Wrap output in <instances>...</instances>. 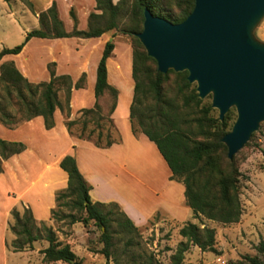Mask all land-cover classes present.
Returning <instances> with one entry per match:
<instances>
[{
	"label": "trees",
	"instance_id": "1",
	"mask_svg": "<svg viewBox=\"0 0 264 264\" xmlns=\"http://www.w3.org/2000/svg\"><path fill=\"white\" fill-rule=\"evenodd\" d=\"M32 11L29 0H19ZM193 0H94V11L86 19L85 29L76 28V18L72 9L68 14L72 19V28L65 31L58 17L55 2L37 14L38 27L25 32L20 43L1 48L0 57L4 54H15L31 37H97L111 30H118L128 36L131 47V77L134 83L132 100L129 105V119L132 130L133 122L138 130L152 141L171 175L170 179L181 180L184 186V199L191 209L192 217L202 218L222 224H231L239 220L241 205L239 199L238 171L235 155L226 156V148L219 138L226 133L234 119V109L230 108L222 120L210 115L213 109L209 103L202 102L196 95L194 85L186 79V71L175 72L168 69L161 73L156 69L155 61L148 57L135 37L141 30L143 9L152 15L162 17L171 23H178L190 12ZM112 49V42H105L101 56L95 69L93 84L94 103L90 108L80 109L82 117L80 138L90 139L81 134L86 118L94 119L95 128H101L99 120L109 123V115L115 104L116 91L106 82L105 61ZM49 80L38 83L28 82L16 69L12 61L0 63V122L11 125L41 116L46 129L53 126L52 112L59 106L57 90L63 91L64 103L67 106L71 82L67 75L56 76L53 64L47 65ZM170 75L173 76L172 81ZM81 74L74 82L75 88L83 85ZM170 81L172 84H170ZM105 103L104 113H100ZM86 117V118H85ZM73 121H67L69 129ZM101 133L97 131L96 146H108L112 142L109 132L104 141H99ZM255 135L251 133L249 140ZM249 142H246V144ZM22 149L20 142L6 141L0 138V170L1 161ZM59 167L66 173V186L56 192V208L65 207V213L58 218H66L69 224L80 222L87 229L88 223L97 227L96 243L100 247L95 252L114 264H161L154 255L144 250L132 251L131 247L139 244L140 233L136 226L113 203L103 204L91 202L88 196V185L79 173L74 158L64 155ZM11 222L8 225L13 238L7 243L11 251H22L32 241L43 239L47 245L40 250L42 262L64 264H80L70 250L69 245L56 239L51 227L37 226L27 208L10 210ZM177 234L180 237L173 252L165 264H182L183 256L189 245H195L201 251L214 249V229L199 227L196 223L182 224ZM114 235L126 236L123 241L125 254L130 252L128 261H120L115 252ZM257 254L243 255L231 264H263L264 241L255 247Z\"/></svg>",
	"mask_w": 264,
	"mask_h": 264
},
{
	"label": "crops",
	"instance_id": "2",
	"mask_svg": "<svg viewBox=\"0 0 264 264\" xmlns=\"http://www.w3.org/2000/svg\"><path fill=\"white\" fill-rule=\"evenodd\" d=\"M29 1L32 11L19 0H0V49L20 43L26 31L37 28V14L52 1L65 31L72 28L69 9L73 10L76 28L80 30L85 29L87 16L94 11V0H44L39 7L35 6L34 0ZM21 23H28L29 27ZM9 33L12 41L5 44ZM111 34L102 33L89 38L31 37L18 53L0 57V63L12 61L30 83L49 80L48 63L53 64L56 76L67 75L71 82L67 106L63 96H60L62 89L57 90L60 104L52 112V127L46 129L39 115L11 125L0 122V138L22 144L18 153L1 161L0 264H33L32 259L36 261L37 252L38 264H64L60 261L42 262L40 250L47 245L43 239L32 241L22 251H11L7 247L13 238L8 229L12 208H27L37 226L51 227L56 239L69 245L80 264H106V259L95 252L100 245L96 240L88 239V231L80 222H67L68 234L62 235L56 228V222L63 221V218L52 217V210L56 208V192L66 186V173L59 167L64 155L74 158L79 173L88 185L90 201L115 204L143 235L151 231L146 227L150 223L155 226L169 223V231L172 235L176 234L178 242V228L186 222L195 223L191 209L185 203L181 180L170 179L171 172L155 144L142 132L131 128L129 105L134 86L131 47L121 34ZM107 41L112 42V49L105 61L106 82L116 91L114 108L109 115L112 142L108 146H96L92 139L78 137L73 132V126L77 123L80 109L93 106L95 69ZM81 74L84 75L83 85L75 88L73 84ZM67 121L74 122L69 129L65 124ZM154 231L156 234V229ZM168 246L170 249H165L166 256L174 250L175 242L171 241ZM215 249L221 251L224 246ZM205 251L189 245L183 261L192 252L201 256ZM183 261L182 264H185ZM110 263L108 259L107 264Z\"/></svg>",
	"mask_w": 264,
	"mask_h": 264
},
{
	"label": "water",
	"instance_id": "3",
	"mask_svg": "<svg viewBox=\"0 0 264 264\" xmlns=\"http://www.w3.org/2000/svg\"><path fill=\"white\" fill-rule=\"evenodd\" d=\"M264 16V0H193L178 23L143 9L135 37L158 72L186 71L199 99L222 120L233 108L235 118L219 141L231 158L264 121V42L253 29ZM264 264V263H263Z\"/></svg>",
	"mask_w": 264,
	"mask_h": 264
},
{
	"label": "rangeland",
	"instance_id": "4",
	"mask_svg": "<svg viewBox=\"0 0 264 264\" xmlns=\"http://www.w3.org/2000/svg\"><path fill=\"white\" fill-rule=\"evenodd\" d=\"M116 1L117 0H112V2ZM43 2L44 0H34V4L36 7L42 5ZM21 24L25 27H29L28 23ZM107 33H112L111 35L121 34L118 30H111ZM121 35L129 42L128 36L124 34ZM253 35L259 41L264 42V16L253 29ZM5 38V44H10V33L8 37ZM172 78L173 76L170 75L171 81ZM171 81L170 84H172ZM191 85L194 84L192 83ZM60 96H63V92L60 93ZM201 100L204 103H210V95L205 96ZM106 107L107 103H105L100 113L103 114ZM210 115L217 116V110L213 109L212 111H210ZM86 119L87 120L85 122L84 128L81 132L83 136H87V134L89 133L90 139H96V133L97 131H100L101 135L99 137V141L102 143L104 141V135L106 132H109L110 136L112 135L111 126H109V123H107L106 121L99 120V122L101 123V128H95V124L93 121L94 119L91 120L88 117ZM81 122L82 117H80L79 115L76 125L73 126V132L75 134H78L80 132ZM133 128H135V130H138L134 122ZM247 142L249 143H245L243 147L234 154V161L238 171L237 178L239 185V199L241 205V214L239 220L231 224H222L204 218H202V220H198L197 218H195V223L199 227L205 224L206 226L214 229V249L215 247L221 248L224 246V250H207L201 256L196 252H192L186 256L183 263L221 264L220 261H223V264H231L234 261L239 260L243 255L253 256L257 254L255 247L257 246L259 241H264V121L259 123L258 130L255 131L254 137ZM66 210L67 209L65 207H60V209L58 208V212H55L54 215L55 218L58 219V215L60 214L59 211H61V213H65ZM66 223V218H64L61 222H56V228L62 235L68 234L69 227L68 225L65 226ZM146 227L151 229V231L143 235L139 230V244L136 247H131V250H144L146 252H150L154 255L155 259L159 261L161 259V263H163L164 261L166 263L168 256H166L165 249H170V246L168 245H170L171 241L175 242V246L177 245L178 242L176 241V234L174 233L172 235V233L169 231V223L157 224L156 226L150 223ZM154 229H156V234H154ZM86 230L88 231V239H91V241L96 240L98 229L92 224L91 221L88 223ZM125 237L126 236L124 235H114V242L116 243L115 252L118 260L120 261L129 260L130 252H127L125 254L122 252L123 241ZM154 248L156 249V252H153L152 249ZM38 257L39 252L35 254L36 261L32 259L33 264L34 262L37 264L40 263ZM99 258L103 260V257L100 256ZM110 261V264H114L112 260ZM85 264H104V262H86Z\"/></svg>",
	"mask_w": 264,
	"mask_h": 264
},
{
	"label": "built area",
	"instance_id": "5",
	"mask_svg": "<svg viewBox=\"0 0 264 264\" xmlns=\"http://www.w3.org/2000/svg\"><path fill=\"white\" fill-rule=\"evenodd\" d=\"M152 250H153V252H156V249L155 248L152 249ZM220 263L223 264V261H220Z\"/></svg>",
	"mask_w": 264,
	"mask_h": 264
}]
</instances>
